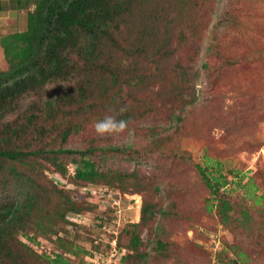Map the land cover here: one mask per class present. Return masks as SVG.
Listing matches in <instances>:
<instances>
[{
    "label": "rangeland",
    "instance_id": "374dc122",
    "mask_svg": "<svg viewBox=\"0 0 264 264\" xmlns=\"http://www.w3.org/2000/svg\"><path fill=\"white\" fill-rule=\"evenodd\" d=\"M167 1L171 7L180 4L179 12L175 8L157 19L148 18L160 0H146L139 15L120 32V43L133 39L131 33L138 28L146 31L147 25L155 26L160 35L168 34L159 47L161 53L149 52L138 64L115 55L126 69L125 79H138L119 90L136 119L124 133L97 135L95 122L109 113L96 98L87 120L83 119V131L62 146L81 151L91 145L119 148L120 153L98 151L88 156L98 171L108 174L106 181H78L74 163L78 155H58L64 174L49 161L48 151L20 163L18 178L9 172V163L3 164L0 188L7 192H0V199L15 197L23 190L18 182L29 180L41 194L44 212L53 209L59 194L78 202L81 212L68 215L69 223L58 227L59 238L79 249L78 255L61 254L68 264H127L123 260L127 254L145 256L141 260L133 256L131 264L134 259L139 264H264V213L259 211L264 204V0ZM81 75L82 71L72 83L78 84ZM53 87L47 88L48 94ZM32 100L25 99L22 108ZM14 118L2 120L0 132ZM31 135L12 136L10 144L1 147L27 145L31 151L59 146L55 134L46 133L31 147L27 144ZM195 164H209L207 170L213 175L217 170L227 177L222 197L234 209L230 224L221 222L216 200L209 203L208 212L212 195ZM118 174L146 185L149 195L118 185L113 179ZM145 200L161 211L136 228L141 243L133 249L125 230L139 222ZM241 209L248 212V225L241 221ZM30 236L31 242L20 240L35 253L53 258L60 252L55 236L36 232ZM156 238L164 242L163 252L153 251L151 242Z\"/></svg>",
    "mask_w": 264,
    "mask_h": 264
},
{
    "label": "trees",
    "instance_id": "16d2710c",
    "mask_svg": "<svg viewBox=\"0 0 264 264\" xmlns=\"http://www.w3.org/2000/svg\"><path fill=\"white\" fill-rule=\"evenodd\" d=\"M16 8L26 13L27 28L24 32H15L0 37V47L7 64L6 71H0V122L8 117H15L11 124L0 132V175L3 164L9 163V172L16 178L20 176L16 169L31 157L48 151L49 161L58 173L64 174L59 154L66 156L78 155L75 177L82 183L93 184L106 181L108 174L96 169L95 163L88 157L96 152H117L119 148H104L91 145L83 151L64 148L68 139L83 131L82 125L86 115L95 105L91 102L96 98L102 101L109 115L126 120L129 124L136 119V113L125 106L126 101L119 92L122 87L130 85L136 77L125 79V67L115 55L128 63L138 64L149 52L161 53L160 45L167 37V32H160L155 26L147 25L131 33L133 39L120 43L121 31L127 29L130 19L135 18L146 0H15ZM179 3V2H178ZM182 3V2H180ZM30 6L33 7L29 10ZM179 4L174 7L171 2L160 0L149 13L151 19H157L162 12H179ZM2 4L0 0V11ZM155 21L154 24H157ZM170 22L162 24L165 27ZM152 44V45H150ZM150 55V56H151ZM149 56V57H150ZM152 57V56H151ZM82 71L79 83L72 80ZM76 85V87H74ZM54 86L48 94L47 88ZM35 100V102L32 100ZM30 98V104L22 108V102ZM112 105L117 107L110 108ZM124 108L123 113L120 109ZM79 119V122L77 120ZM46 133H54L59 146L55 149L29 150L12 147L4 149L2 143L10 144L12 136L25 139L30 136L29 146H36ZM5 135V136H4ZM65 156V157H66ZM216 164L215 168H218ZM206 166L195 164V168L204 187L212 195L207 201L208 212L212 211V200L217 201V212L221 222L230 224L233 206L222 197L228 184L227 177L218 173L213 175ZM237 175V174H236ZM235 175V176H236ZM113 179L118 185L130 187L134 193L149 195L150 189L132 180L129 175H115ZM23 190L16 191L15 197L8 200L0 199V264H33L39 263L68 264L62 253L78 255L79 249L66 239L59 238L58 227L65 225L68 215H78L81 210L78 202H72L67 195L59 194L52 204V210H41V194L36 192L37 186L29 180L18 182ZM253 186V185H252ZM0 187H3L0 184ZM158 188V187H154ZM257 189V188H254ZM0 192L6 193L0 188ZM58 194L53 192L52 195ZM4 195V194H3ZM51 201V198H46ZM53 202V201H52ZM259 203V201L257 200ZM82 207V206H81ZM161 208L156 203L145 200L140 209V219L125 230L130 235L131 246L138 248L141 241L136 228L149 223ZM264 213V204L260 208ZM256 214V213H255ZM241 221L248 225V212L240 210ZM246 218V219H245ZM264 228V224L261 226ZM31 232L43 236H55L59 253L50 258L35 253L32 247L20 240L31 242ZM36 234H32L34 237ZM153 251H164V242L156 238L151 242ZM86 255V252L81 250ZM133 256L141 260L144 254L123 257L131 264ZM141 262V261H140ZM132 264H139L132 261Z\"/></svg>",
    "mask_w": 264,
    "mask_h": 264
},
{
    "label": "crops",
    "instance_id": "0c3cea01",
    "mask_svg": "<svg viewBox=\"0 0 264 264\" xmlns=\"http://www.w3.org/2000/svg\"><path fill=\"white\" fill-rule=\"evenodd\" d=\"M2 9L0 11V36H5L15 32H24L27 28L26 13L16 8L15 0H1ZM3 51L0 47V69L5 66Z\"/></svg>",
    "mask_w": 264,
    "mask_h": 264
},
{
    "label": "clouds",
    "instance_id": "9594fccd",
    "mask_svg": "<svg viewBox=\"0 0 264 264\" xmlns=\"http://www.w3.org/2000/svg\"><path fill=\"white\" fill-rule=\"evenodd\" d=\"M124 108L120 109L123 113ZM127 121L117 119L115 115H107L103 119L97 120L94 124V130L97 135L103 137L105 135H118L124 133L127 129Z\"/></svg>",
    "mask_w": 264,
    "mask_h": 264
}]
</instances>
